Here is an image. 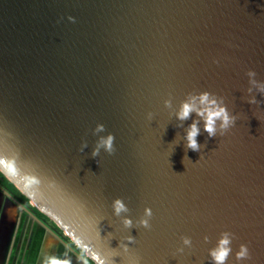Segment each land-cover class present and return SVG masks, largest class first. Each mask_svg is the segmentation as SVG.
Returning a JSON list of instances; mask_svg holds the SVG:
<instances>
[{
	"label": "water",
	"instance_id": "95a60500",
	"mask_svg": "<svg viewBox=\"0 0 264 264\" xmlns=\"http://www.w3.org/2000/svg\"><path fill=\"white\" fill-rule=\"evenodd\" d=\"M252 80L264 83V0H0V155L17 162L2 174L61 233L0 189L87 264H212L222 231L233 252L247 244L239 264H264ZM204 91L235 117L211 137L195 112L175 115ZM194 119L197 150L184 141ZM108 134L112 151L93 156Z\"/></svg>",
	"mask_w": 264,
	"mask_h": 264
},
{
	"label": "clouds",
	"instance_id": "9594fccd",
	"mask_svg": "<svg viewBox=\"0 0 264 264\" xmlns=\"http://www.w3.org/2000/svg\"><path fill=\"white\" fill-rule=\"evenodd\" d=\"M69 19L74 20V17L69 16ZM252 75H254V73L250 71L249 76L251 77ZM250 82L256 84L257 90L264 93V83L254 80ZM249 91H251V89H249ZM249 102L254 103L255 97H249ZM164 103L165 105H168L169 101L165 100ZM192 112H195L196 115L203 120V129L210 137L217 133L218 128L221 131L229 128L235 120V117L229 114L227 108L219 102L214 95L207 91L190 95L186 100L181 101L175 115L178 120H185ZM97 127L100 128L102 125H98ZM199 132L200 127H198L197 121L194 119L184 132L185 146L188 149L197 150L200 147L196 139ZM112 140L113 137L111 134L100 138L97 147L92 151V155H96L100 146H103L106 151L111 152L113 148ZM16 172L17 162L15 157L0 155V173L14 175ZM25 181L27 184L39 183V178L35 175L29 174L25 177ZM112 208L115 214H119L121 211H126V206L119 198H115L112 201ZM144 212L145 217L151 215V210L149 208H145ZM131 223L132 221L129 218H123V224L125 226H128ZM139 223L145 227L148 226V220L146 218H141ZM232 235L233 234H230L227 231H222L218 235L215 245L208 249V255L212 264H225L230 252L234 256L237 264L242 260L250 258L249 248L246 243H240L237 246V249L233 252L231 247ZM126 239L131 241L133 238L128 236ZM204 239H207V237L205 236ZM182 243L185 245L190 244L191 238L184 236L182 238ZM121 247L127 248V245H121ZM41 264H71V260L56 254H45L41 259ZM133 264H139V261L137 260L133 262Z\"/></svg>",
	"mask_w": 264,
	"mask_h": 264
},
{
	"label": "rangeland",
	"instance_id": "374dc122",
	"mask_svg": "<svg viewBox=\"0 0 264 264\" xmlns=\"http://www.w3.org/2000/svg\"><path fill=\"white\" fill-rule=\"evenodd\" d=\"M45 254L86 264L0 189V264H41Z\"/></svg>",
	"mask_w": 264,
	"mask_h": 264
},
{
	"label": "trees",
	"instance_id": "16d2710c",
	"mask_svg": "<svg viewBox=\"0 0 264 264\" xmlns=\"http://www.w3.org/2000/svg\"><path fill=\"white\" fill-rule=\"evenodd\" d=\"M0 184L6 188L12 195H14L18 200H20L23 204L31 208L34 213L41 219L49 222L51 226L56 230V232L61 233L60 229L46 216L44 215L41 211H39L36 207H34L29 199L22 194L15 186L13 183H11L2 173H0ZM89 261V260H87ZM92 264V262H90ZM94 264V263H93Z\"/></svg>",
	"mask_w": 264,
	"mask_h": 264
},
{
	"label": "flooded vegetation",
	"instance_id": "af4514ba",
	"mask_svg": "<svg viewBox=\"0 0 264 264\" xmlns=\"http://www.w3.org/2000/svg\"><path fill=\"white\" fill-rule=\"evenodd\" d=\"M1 185V184H0ZM2 186V185H1ZM6 189V188H5ZM7 190V189H6ZM41 219V218H40ZM43 220V219H42ZM45 221V220H44ZM53 230H55L52 226H51V224L49 223V222H47V221H45ZM56 231V230H55Z\"/></svg>",
	"mask_w": 264,
	"mask_h": 264
},
{
	"label": "crops",
	"instance_id": "0c3cea01",
	"mask_svg": "<svg viewBox=\"0 0 264 264\" xmlns=\"http://www.w3.org/2000/svg\"><path fill=\"white\" fill-rule=\"evenodd\" d=\"M6 226H4V228H5ZM7 228V227H6ZM87 264V263H86Z\"/></svg>",
	"mask_w": 264,
	"mask_h": 264
}]
</instances>
